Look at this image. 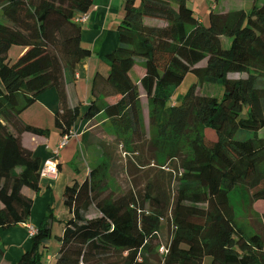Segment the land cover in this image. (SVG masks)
<instances>
[{"label":"trees","instance_id":"obj_1","mask_svg":"<svg viewBox=\"0 0 264 264\" xmlns=\"http://www.w3.org/2000/svg\"><path fill=\"white\" fill-rule=\"evenodd\" d=\"M188 1L123 0L117 44L101 54L106 69L97 68L80 108L68 104L65 84L90 54L76 18L92 0H0V229L30 219L33 198L22 188L39 192L43 163L25 138L49 129L21 113L54 86L60 135L83 117L82 138L99 135L101 150L86 177L63 190L69 213L54 264H202L207 255L209 264H264V232L243 228L229 200L242 184L264 201V0L227 11L212 0L207 24ZM13 44L22 50L11 60ZM188 71L196 79L170 100ZM203 82L219 83L220 94L197 93ZM120 146L134 157L126 171L153 167L143 186H110ZM52 217L48 204L14 264L42 263Z\"/></svg>","mask_w":264,"mask_h":264},{"label":"crops","instance_id":"obj_2","mask_svg":"<svg viewBox=\"0 0 264 264\" xmlns=\"http://www.w3.org/2000/svg\"><path fill=\"white\" fill-rule=\"evenodd\" d=\"M122 6L123 0H92L85 18L80 21L81 41L90 47V54L79 62L75 74L66 80L65 88L70 106L79 105L80 108H83L90 98L91 81L97 68L106 69L105 62L100 59V56L113 49L117 44V24L123 14ZM47 91L50 93L46 95L47 101L43 102V105L38 102L35 106H31L38 100L40 93L22 111L21 116L28 123L49 129L47 136H27L25 142L27 141L29 146L35 149V153L40 157L42 163L53 158L56 159L58 173L55 178L40 177L38 193L26 186L22 188V192L33 198L28 223L37 225L45 215L46 206L50 204L53 227L55 222L59 224L69 213L62 199L66 184L74 180L81 181L78 178L81 173L86 177L89 169L100 161L101 150L99 135L89 140L82 138L83 127L87 121L83 117H78L72 129L73 137L71 136L67 144L58 149L57 153L54 152L61 138L58 128L54 125V113L58 108L59 101L57 90L50 88ZM91 147L93 149H90ZM93 152L96 156L91 160ZM82 159L84 161L86 159L85 164ZM0 236L7 245L4 254L0 256V264L16 263L21 253L31 245L24 225L0 229ZM51 255L47 254L46 256L50 258ZM43 258L41 261L45 262Z\"/></svg>","mask_w":264,"mask_h":264},{"label":"rangeland","instance_id":"obj_3","mask_svg":"<svg viewBox=\"0 0 264 264\" xmlns=\"http://www.w3.org/2000/svg\"><path fill=\"white\" fill-rule=\"evenodd\" d=\"M212 0H189L190 6L193 8L197 16L203 21L204 24H207L208 22V7L210 5ZM253 0H219L218 3L215 5V9L220 11H227L229 9L233 8H244L249 9L252 5ZM262 0H257V4L261 3ZM222 41L224 45H226V38L223 36ZM22 50L21 46L18 44L11 45L10 49L8 50V55L11 60H14L17 57V54L19 51ZM205 60H202L199 62V64H204ZM134 74V73H133ZM232 77H237L240 75V73H229ZM196 79L193 72L188 71L181 82L177 85H175L172 89V93L170 96V100L177 101L181 97L182 93L188 88V86ZM54 89V87H49L40 92L38 96V100L32 104L31 106H35L38 102L39 104L43 105V102L47 101V96L50 92L47 91L48 89ZM46 91V92H45ZM196 92L199 94H208V95H219L221 92V85L219 83H210V82H203V83H197L196 85ZM99 130V128H98ZM110 130V129H109ZM111 131V130H110ZM112 132V131H111ZM101 134L106 135V139L114 140V137L111 134L106 133L105 131H102ZM260 135L264 136V127L260 130ZM73 137V136H72ZM114 142H110L112 144ZM124 147L120 146L118 147V152H116L117 158L119 160H116L113 162V167L111 168L112 172V178L110 179V186L113 187L115 191L118 189H122L123 187L127 186L128 183L136 182L139 187L143 186L146 182V179L150 177L154 172L152 169V166H141L134 167L132 166L131 170H127L130 165L131 160L134 161V157L131 156L132 153L127 154L126 151L123 150ZM90 149H93L91 147ZM94 153V152H93ZM96 154H91V160L95 158ZM143 156H145V161L149 157V152L147 150L146 144L144 145L143 150ZM125 160H123V158ZM133 157V158H132ZM101 160V158H100ZM83 163L85 164L84 159H82ZM76 162V161H74ZM149 165H152L150 162ZM134 169V170H133ZM87 170V168H86ZM85 172V171H84ZM131 172L133 173L132 176L130 175ZM85 177V174L81 173L78 175L79 180H82ZM134 179V181H133ZM116 186V187H115ZM229 200L233 208L234 217L237 220V222L243 226L247 231H254V232H264V223L261 217V213L264 212V201H253L251 197V190L248 191L247 187L240 184L236 186L229 195ZM94 214L96 213V209L94 206L91 207L90 211L88 212ZM33 225V224H32ZM164 229L166 230L167 225H164ZM53 231H52V237L49 240V246L43 253V260L44 263L48 264H54L55 256L59 248V242L56 238V234H60L62 231V222L57 224L55 222L53 224ZM165 235V232H164ZM4 244L5 242L1 240ZM51 255L47 257L46 255ZM210 263V256H205L202 264H209Z\"/></svg>","mask_w":264,"mask_h":264},{"label":"built area","instance_id":"obj_4","mask_svg":"<svg viewBox=\"0 0 264 264\" xmlns=\"http://www.w3.org/2000/svg\"><path fill=\"white\" fill-rule=\"evenodd\" d=\"M86 16V13H83L79 17L76 18L77 21H81L84 19ZM73 131L71 130L70 132L64 134L61 136L60 140L57 143V147L55 149V153H57L58 149L64 147L69 138L72 136ZM58 173V168H57V161L56 159H50L48 162L43 163L41 168H40V177H46V178H55ZM24 226L26 227V230L28 232V235H32L35 232V226L30 224V223H25ZM39 264H46L44 262L39 263Z\"/></svg>","mask_w":264,"mask_h":264}]
</instances>
